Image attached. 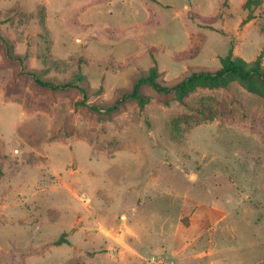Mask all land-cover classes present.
I'll list each match as a JSON object with an SVG mask.
<instances>
[{
	"label": "rangeland",
	"instance_id": "374dc122",
	"mask_svg": "<svg viewBox=\"0 0 264 264\" xmlns=\"http://www.w3.org/2000/svg\"><path fill=\"white\" fill-rule=\"evenodd\" d=\"M231 47L264 63V0H0V264H264L261 84L108 111Z\"/></svg>",
	"mask_w": 264,
	"mask_h": 264
},
{
	"label": "trees",
	"instance_id": "16d2710c",
	"mask_svg": "<svg viewBox=\"0 0 264 264\" xmlns=\"http://www.w3.org/2000/svg\"><path fill=\"white\" fill-rule=\"evenodd\" d=\"M233 51L234 49L231 47L229 53L221 58V66L219 68L193 69L190 74L173 84L160 82L158 80L160 73L157 67H153L147 75L139 78L135 82L131 92L125 94L119 101L109 107L108 111L118 108L119 103H121L123 99H141V87L144 84H149L157 92L163 94L175 93L180 97L185 95L189 89L193 88L198 83H226L227 80L232 77L243 82L247 88L253 92H255L253 87V83L255 82L264 87V63L262 62L261 57L258 56L254 61L249 62L242 57L236 56ZM10 56L14 57L12 53ZM33 75L37 84L53 90H67L73 87H78L76 82L66 81L56 83L49 80H43L35 74Z\"/></svg>",
	"mask_w": 264,
	"mask_h": 264
},
{
	"label": "built area",
	"instance_id": "2783aa9c",
	"mask_svg": "<svg viewBox=\"0 0 264 264\" xmlns=\"http://www.w3.org/2000/svg\"><path fill=\"white\" fill-rule=\"evenodd\" d=\"M151 262L153 263H165L163 258L161 256L152 255L151 256Z\"/></svg>",
	"mask_w": 264,
	"mask_h": 264
}]
</instances>
